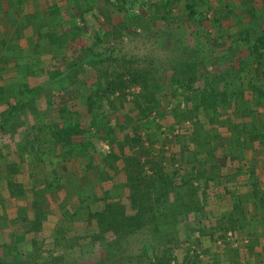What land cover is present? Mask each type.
<instances>
[{
	"label": "rangeland",
	"instance_id": "1",
	"mask_svg": "<svg viewBox=\"0 0 264 264\" xmlns=\"http://www.w3.org/2000/svg\"><path fill=\"white\" fill-rule=\"evenodd\" d=\"M26 1L0 0V264H264L258 0ZM128 71L158 88L143 144H132L141 89L126 83L93 104L97 131L81 125L82 139L55 146L53 129L89 115L90 86ZM252 126L263 134L253 142ZM109 129L129 144L112 151ZM194 134L190 149L174 146ZM148 147L178 173L174 191L151 190L160 203L133 233L94 241L89 213L131 194L108 156L144 162Z\"/></svg>",
	"mask_w": 264,
	"mask_h": 264
},
{
	"label": "trees",
	"instance_id": "2",
	"mask_svg": "<svg viewBox=\"0 0 264 264\" xmlns=\"http://www.w3.org/2000/svg\"><path fill=\"white\" fill-rule=\"evenodd\" d=\"M254 48H257L256 45H254ZM258 57V56H255ZM101 81H98L97 83L90 86L88 90V98H87V106L86 112L89 115H82L81 117L78 116V119L75 120V123L73 125L67 124L64 128L59 127L58 129H53L51 136L54 141L55 146L60 142H69L73 138L81 137L83 135V131L81 129V125H85L88 127L87 132L90 129H93L97 131L99 128V125L95 123V120L92 116H90L92 112V106L95 102H98L99 104H102L103 102H110V96L114 95L118 92H123L122 90L126 87V83L131 85H138L141 89V94L137 95L136 100V109H134L133 112H136L135 121L140 122L141 124L138 125V130L134 128L132 130L133 132V139L132 144L136 146H140V144H143L140 137V131H149V128L151 127L147 121H145L144 117L151 114V111L153 108H156V105L154 104L155 101L153 99V96L157 93L156 90L158 89L156 85H153L149 77L146 73L140 72V71H128L121 75H119L118 78L107 81L103 85L100 83ZM138 100H141L143 103H139ZM151 104V105H150ZM153 104V105H152ZM200 106H203L202 101L200 102ZM246 112V111H245ZM250 112L248 111V114ZM121 113H117V117L119 118ZM247 115V114H245ZM121 117H124V115H121ZM255 126V125H254ZM252 126L251 129H248L249 136L251 137V141L257 140L261 137H263V134L256 131L255 127ZM140 130V131H139ZM122 132V129L120 130ZM89 133V132H88ZM109 136L107 140L108 144L111 147V150L113 151L114 147H121V145H128V135H123L121 137H117L115 135V131L113 129H109L107 131V135ZM243 135L236 134L234 135L235 139L240 138ZM183 137L182 135L175 137L176 144L180 143L179 145H174L179 151L181 149L188 150L191 148V145H194L198 140L197 135H191V137H188V139H184L185 143L182 141ZM105 140V139H104ZM181 144H184V146H181ZM85 147V146H84ZM143 147V145H142ZM144 148V147H143ZM86 149V148H84ZM145 152L146 159L143 162L140 156H133V155H126L123 158L117 157L114 155L108 156V158H113L115 160H121L122 163V173L125 176V181L127 182L128 187L131 190V194L126 199L121 200L117 203H105L104 208L102 210H95L89 213V217L94 220L96 229L94 230L93 240L99 241L102 237L103 233L111 232L116 235L119 234V232L122 233H133L137 230V227L144 222L145 215L148 213H145L146 211H152L153 210V203H156L159 205L160 199L153 200L151 196V190H158L160 191V197L167 196L170 194V192L174 191V184H175V177L178 173H169L167 172V169L164 167H161V162H153L152 159L155 157L150 156V152L152 151V148H147ZM237 152V151H236ZM157 156V155H156ZM164 157V151H160L159 159L163 160ZM232 161H234V158H232ZM114 163V162H112ZM145 165H150L149 167L152 169L153 173L148 176V174L144 171ZM235 166V165H234ZM113 168V166H111ZM183 179L182 177L180 178ZM148 180L146 182L147 185L144 186V181ZM208 181V179H206ZM212 180V179H211ZM159 185V188L157 187ZM145 192L150 194V197H148L149 202L146 203L145 199ZM159 197V198H160ZM264 198V196H263ZM261 203L264 204V199L261 198ZM131 209L133 211L132 215H127L126 210ZM161 264V263H156Z\"/></svg>",
	"mask_w": 264,
	"mask_h": 264
},
{
	"label": "crops",
	"instance_id": "3",
	"mask_svg": "<svg viewBox=\"0 0 264 264\" xmlns=\"http://www.w3.org/2000/svg\"><path fill=\"white\" fill-rule=\"evenodd\" d=\"M22 1L23 0H20V2H21V8L24 10V8L26 7V4H23L22 3ZM33 1V0H32ZM26 2H28V4H29V2H31V0H27ZM254 6H258V8H264L263 6H264V4H263V2L261 1V0H258V2H257V4H255Z\"/></svg>",
	"mask_w": 264,
	"mask_h": 264
}]
</instances>
